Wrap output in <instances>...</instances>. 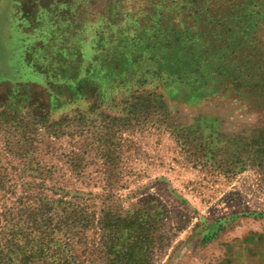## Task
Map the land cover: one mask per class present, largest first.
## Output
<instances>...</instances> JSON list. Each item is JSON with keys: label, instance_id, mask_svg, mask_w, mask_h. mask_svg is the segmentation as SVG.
Returning <instances> with one entry per match:
<instances>
[{"label": "rangeland", "instance_id": "rangeland-1", "mask_svg": "<svg viewBox=\"0 0 264 264\" xmlns=\"http://www.w3.org/2000/svg\"><path fill=\"white\" fill-rule=\"evenodd\" d=\"M0 175V212L146 207L153 264H264V2L0 0Z\"/></svg>", "mask_w": 264, "mask_h": 264}, {"label": "trees", "instance_id": "trees-1", "mask_svg": "<svg viewBox=\"0 0 264 264\" xmlns=\"http://www.w3.org/2000/svg\"><path fill=\"white\" fill-rule=\"evenodd\" d=\"M74 168L78 170V163ZM5 182L0 175L2 196ZM66 196L46 199L43 206L32 203L29 209L0 212V264H153L156 227L150 210L138 207L121 212L104 206L87 214L77 200L80 194H71L73 199ZM160 215L163 225L165 213ZM89 228L99 232V240L91 248L93 258L80 261L77 249L84 242V229Z\"/></svg>", "mask_w": 264, "mask_h": 264}]
</instances>
